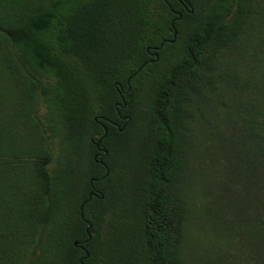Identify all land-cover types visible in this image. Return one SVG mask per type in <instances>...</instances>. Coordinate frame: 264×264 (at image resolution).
<instances>
[{
	"label": "trees",
	"instance_id": "1",
	"mask_svg": "<svg viewBox=\"0 0 264 264\" xmlns=\"http://www.w3.org/2000/svg\"><path fill=\"white\" fill-rule=\"evenodd\" d=\"M190 3L0 0V264H264V0Z\"/></svg>",
	"mask_w": 264,
	"mask_h": 264
},
{
	"label": "flooded vegetation",
	"instance_id": "2",
	"mask_svg": "<svg viewBox=\"0 0 264 264\" xmlns=\"http://www.w3.org/2000/svg\"><path fill=\"white\" fill-rule=\"evenodd\" d=\"M185 6H186V9L187 10H191V9H193L192 7H191V5H188V4H185ZM173 38V37H172ZM172 38H170V39H167V41L165 40V41H163L162 43H161V45L163 44V46L165 45V43L166 42H175V41H171L172 40ZM160 45V46H161ZM160 46L159 47H155L153 50L152 49H150V48H148V52H149V54H150V56L152 57V59L150 60V61H153V60H156L155 58H156V55H158V57H159V54H158V50L159 49H161L160 48ZM129 80V79H128ZM131 84V83H130ZM116 85V88H117V91H118V93H119V97H120V100H118L116 103H115V108H116V111H117V115H118V117H119V119L120 120H122V121H125L126 122V119H125V117L128 115V114H125V113H123L122 111H121V108H125V107H127V105H128V100L126 99V101H127V104H126V106L125 107H122V105H121V103L123 102V97L122 96H124L125 98H126V94H128V93H124L123 92V89H127V88H125L124 86H122V85H119L118 83H116L115 84ZM97 120H98V118H96ZM125 122L123 123H121V122H114L113 124L120 130V127L121 126H123L124 124H125ZM103 124V123H102ZM103 126H104V129L105 128H107L104 124H103ZM108 130V129H107ZM121 131V130H120ZM101 137V136H100ZM100 137H96V138H93L92 139V141L95 143V146H96V151H95V153H94V159L97 161V162H99L103 167H104V169H105V172H104V174L107 172V169H109V167H108V165H107V163H106V157H107V155L109 154V150L103 145V143H101V149H99L98 148V146H97V140L100 138ZM102 149H107L108 150V153H107V155L105 156V158H104V162H105V164H103L98 158H99V156H101V155H103L104 154V151L102 150ZM103 174V175H104ZM109 174H110V169H109ZM103 175H101V176H98V177H95V178H91L90 179V183H91V187H90V190H89V193H88V198L90 197V195L92 194V198L94 197V196H98V197H100L101 196V194H103L102 193V191L99 189V188H97L96 186H95V181H102L103 179H99L100 177H102ZM105 179V178H104ZM103 197H104V194H103ZM103 197H100V198H103ZM88 198L84 201L85 203H86V201H88ZM91 198V199H92ZM91 199H89V200H91ZM83 202V203H84ZM82 203V204H83ZM82 204H81V207H82ZM81 217H82V213H81ZM86 218V217H85ZM87 219V218H86ZM88 220V219H87ZM87 220H85L86 222H87ZM89 221V220H88ZM87 226H88V223H87ZM86 232H87V227H86ZM88 234V233H87ZM84 242V240H82V241H78V244H76V245H79L83 250H86L85 249V247L82 245V243ZM75 243V242H74ZM84 255H82L81 257H80V259L83 257Z\"/></svg>",
	"mask_w": 264,
	"mask_h": 264
},
{
	"label": "water",
	"instance_id": "3",
	"mask_svg": "<svg viewBox=\"0 0 264 264\" xmlns=\"http://www.w3.org/2000/svg\"><path fill=\"white\" fill-rule=\"evenodd\" d=\"M183 1H184L185 4H188V5L191 4V3H190V0H183ZM190 11H193V9H191ZM181 17H182V15L180 14L177 18H175V19L172 20L173 38H172L171 41H176V39H177V37H178V30H177V27H176L175 21H176V19H180ZM162 46H163V44L160 46V48H161ZM155 59H156V60L158 59V55H156V58H155ZM128 85H129V86H128L127 89H123V92H124V93H128V92L131 90L130 79L128 80ZM122 97H123V102L121 103V105H122V107H125L126 104H127V101H126V98H125L124 96H122ZM125 119H126L125 124H124L123 126L120 127V130H121V131H123V130L126 128L128 122L131 120V116H130V115H127V116L125 117ZM107 133H108V130H107V128H105V133H104V135L101 136V137L97 140V143H96V144H97V146H98L99 149H101V143H102L104 137L107 135ZM102 150L104 151V154L101 155V156H99L98 159H99L103 164H105V162H104V158H105V156L107 155L108 150H107V149H102ZM108 175H109V169H107V172H106L102 177H100L99 179H100V180H101V179H104V178L107 177ZM100 197H103V194H101ZM91 198H92V194L90 195V197L88 198V200L91 199ZM84 205H85V202L82 204V207H81V209H82V218H83L84 220H87V219L85 218L84 211H83V210H84ZM87 223H88V226H87L88 238H86V239L84 240V242L89 241V240L92 238V233H91V231H90V229H91V227H92V223H91L90 221H88V220H87ZM75 244H78V241H75ZM88 256H89V254L86 253V254L80 259L81 264H85L84 259H85L86 257H88Z\"/></svg>",
	"mask_w": 264,
	"mask_h": 264
},
{
	"label": "rangeland",
	"instance_id": "4",
	"mask_svg": "<svg viewBox=\"0 0 264 264\" xmlns=\"http://www.w3.org/2000/svg\"><path fill=\"white\" fill-rule=\"evenodd\" d=\"M40 113H41L43 121L48 124L47 109L43 104L40 107ZM51 141H52L51 145H52V149H53V153H54V159H53L52 163L50 164V167L54 170L57 167L58 162H59L61 142L59 141L58 136L52 137ZM214 260H216V259L214 258ZM204 262H205V260H203V264H204Z\"/></svg>",
	"mask_w": 264,
	"mask_h": 264
}]
</instances>
